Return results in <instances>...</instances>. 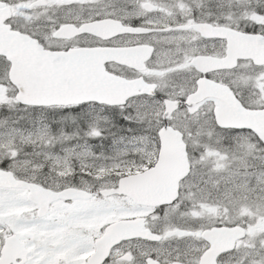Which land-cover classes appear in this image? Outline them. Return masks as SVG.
<instances>
[{"label":"snow or ice","instance_id":"snow-or-ice-1","mask_svg":"<svg viewBox=\"0 0 264 264\" xmlns=\"http://www.w3.org/2000/svg\"><path fill=\"white\" fill-rule=\"evenodd\" d=\"M0 264H264V0H0Z\"/></svg>","mask_w":264,"mask_h":264}]
</instances>
